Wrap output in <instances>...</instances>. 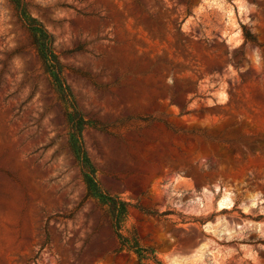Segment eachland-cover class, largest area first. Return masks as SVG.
Segmentation results:
<instances>
[{
  "label": "rangeland",
  "instance_id": "374dc122",
  "mask_svg": "<svg viewBox=\"0 0 264 264\" xmlns=\"http://www.w3.org/2000/svg\"><path fill=\"white\" fill-rule=\"evenodd\" d=\"M0 264H264V0H0Z\"/></svg>",
  "mask_w": 264,
  "mask_h": 264
},
{
  "label": "trees",
  "instance_id": "16d2710c",
  "mask_svg": "<svg viewBox=\"0 0 264 264\" xmlns=\"http://www.w3.org/2000/svg\"><path fill=\"white\" fill-rule=\"evenodd\" d=\"M123 212H124V210H123Z\"/></svg>",
  "mask_w": 264,
  "mask_h": 264
},
{
  "label": "bare ground",
  "instance_id": "6f19581e",
  "mask_svg": "<svg viewBox=\"0 0 264 264\" xmlns=\"http://www.w3.org/2000/svg\"><path fill=\"white\" fill-rule=\"evenodd\" d=\"M245 227V226H244Z\"/></svg>",
  "mask_w": 264,
  "mask_h": 264
}]
</instances>
